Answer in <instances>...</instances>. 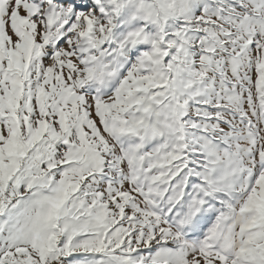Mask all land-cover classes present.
Listing matches in <instances>:
<instances>
[{
  "label": "snow or ice",
  "instance_id": "6c2138e0",
  "mask_svg": "<svg viewBox=\"0 0 264 264\" xmlns=\"http://www.w3.org/2000/svg\"><path fill=\"white\" fill-rule=\"evenodd\" d=\"M0 264H264V0H0Z\"/></svg>",
  "mask_w": 264,
  "mask_h": 264
}]
</instances>
